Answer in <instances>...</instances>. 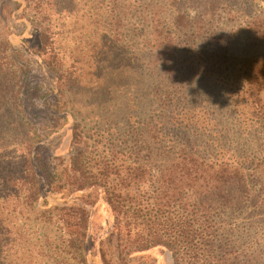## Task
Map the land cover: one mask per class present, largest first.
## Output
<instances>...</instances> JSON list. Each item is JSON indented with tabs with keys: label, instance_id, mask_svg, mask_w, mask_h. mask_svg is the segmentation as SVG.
<instances>
[{
	"label": "trees",
	"instance_id": "16d2710c",
	"mask_svg": "<svg viewBox=\"0 0 264 264\" xmlns=\"http://www.w3.org/2000/svg\"><path fill=\"white\" fill-rule=\"evenodd\" d=\"M81 5L88 7L97 24L101 18L111 47L121 39L120 26L123 32L135 27L141 46L158 51L150 0H3L0 23L6 25L10 15L25 24L29 21L25 10H32L38 43L26 46L25 52L51 58L46 70L54 76L55 86L71 85L75 72L58 73L51 67L58 53L50 22L56 17L77 20ZM134 18L137 21L130 23ZM182 21L174 23L180 32L192 24L187 18ZM248 31L250 42L241 52L249 67L242 73L255 83L254 49L264 40V12L250 18ZM168 38L171 50L164 48L162 54L167 63L164 79L151 86L149 100L147 90L136 87L138 101L124 106L140 113L149 108L153 115L152 126L141 125L140 118L132 116L123 124L126 132L138 130V135L139 125L148 131L150 127L151 141L165 142L156 151L167 160L155 169L140 161L138 150L125 146L112 145L107 153L95 154L77 126L72 128L67 155L45 161L42 137L34 130V141L26 130L28 110L35 109L26 100L28 87L23 83L31 70L26 71L27 65L18 58L8 65L0 52V264H157L153 252L167 255L171 264H264V187L256 178L257 167L248 150L247 158L239 146H231L222 119L214 118L215 103L209 102L207 111L213 114L201 123L191 113L202 108L190 99L192 91L184 82L187 73L181 72L185 61L174 55L186 44ZM215 43L213 54L204 52L201 62L196 58L209 76L230 57L226 53L230 44ZM5 46L14 54L9 41ZM245 90L248 102L260 101L258 88L254 91L247 84ZM233 102H227L225 112ZM259 110L252 114L253 124L262 127L264 137V111ZM241 125H236L238 130ZM111 139V144L117 141Z\"/></svg>",
	"mask_w": 264,
	"mask_h": 264
},
{
	"label": "rangeland",
	"instance_id": "374dc122",
	"mask_svg": "<svg viewBox=\"0 0 264 264\" xmlns=\"http://www.w3.org/2000/svg\"><path fill=\"white\" fill-rule=\"evenodd\" d=\"M150 2H153L150 8L151 16L157 22L155 27L158 32L156 31L154 41L159 54L156 50L141 46V40L135 35V27L123 32L120 26L121 39L118 40V45L114 41L111 47L112 40L110 41L104 33L101 18L100 24H97V20L91 17L88 7L82 5L77 7L81 10L77 14V20L63 22L59 17L51 19L50 25L54 27L55 34L53 48L59 55V57L55 55L56 61L51 67L60 70L58 73L75 72L77 79L72 78L71 85L55 86L54 76L46 70L48 62L52 61L51 58H37L32 52H25L26 46L33 48L38 43L36 40L38 32L34 29L38 26L37 20L31 19L33 11L25 10V18L29 20L25 24L15 21L10 15L6 16L7 24L0 23L2 57L7 59L5 60L8 65L13 64L12 60L18 58L27 65L26 71L31 70L23 82L28 87L25 91L26 100L35 107L28 110L29 124L26 130L30 134L29 138L36 141L31 133L37 130L42 137L43 159L52 161L55 157L67 155L72 128L77 126L79 131L86 133L90 140L88 145L97 155L107 153L112 145L117 148L125 146L126 149H134L135 152L138 150L140 161L150 163L153 169L163 166L167 159L158 155L156 149L161 150V146H166L165 142L158 139L156 145V142L151 141L150 127L148 131L139 125L142 131L138 135V130L134 133L126 132L128 129L125 130L123 124L127 116H132L140 118L141 125L146 123L152 126L153 115L148 112L149 108L140 113L126 110L124 106H130L129 102L138 101L140 89H135L136 87L147 90L149 100L151 86L162 82L163 71L166 68L163 64H167L164 61L165 57L162 56L163 49L171 50L168 36H172L176 42L183 40L186 44L174 52V55L181 62L185 61V67H182L181 72L187 73L184 82L192 91L190 99L198 106L197 108H202L191 113H194L201 123L209 119L207 114H213L207 111V107L211 105L209 102L215 103L214 118L222 119L226 134L230 136L231 146H239V151L244 150L242 156H247L248 150L249 158L257 167L256 178L264 187V173L261 172L264 168V137L261 133L263 129L253 124L255 120L252 118V114L258 113L259 109L264 111V40L254 49L257 64L251 77L256 78L255 83L248 82L242 73L249 65L244 51L241 52V49L246 48L247 42H250L248 21L252 16L264 12V0H150ZM2 3L3 0H0V5ZM185 18L192 24L180 32L176 29L175 22L183 24L182 20ZM136 21L134 18L130 23ZM193 23L200 26L198 30ZM182 34L184 37H181ZM211 37H214V41L209 43ZM7 41L11 43L14 54L5 51ZM222 41L230 44L229 50L226 51L230 56L229 61L226 65L218 63L219 68L215 70V75L209 76L203 69L204 65L196 64V58L201 62L204 52L210 56L215 52L212 45ZM188 62L193 64L189 65ZM247 84L252 86L254 91L258 88L260 101H255L254 104L252 101L248 102L245 95ZM122 86H125L123 90L120 89ZM35 88L38 89L36 92ZM14 96L17 95L14 93ZM230 100L234 101L233 106L229 112H225L223 107ZM47 109L53 110L54 113ZM219 113L224 117H220ZM51 116H56L57 119ZM60 117L66 119L58 120ZM237 117L240 119L237 120ZM238 123L242 124L240 130L236 127ZM117 132L120 134L115 137ZM112 137L117 138L113 144L110 142ZM231 138L235 140L232 141ZM236 140H239V144ZM152 255L157 264H171L167 255H160L157 252H153Z\"/></svg>",
	"mask_w": 264,
	"mask_h": 264
}]
</instances>
